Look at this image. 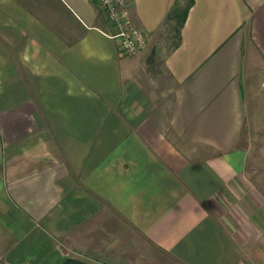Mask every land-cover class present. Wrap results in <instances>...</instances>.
<instances>
[{"label":"crops","instance_id":"1","mask_svg":"<svg viewBox=\"0 0 264 264\" xmlns=\"http://www.w3.org/2000/svg\"><path fill=\"white\" fill-rule=\"evenodd\" d=\"M127 2L133 55L95 0H0V262L264 264V109L253 162L243 85L264 0H192L163 55L187 0Z\"/></svg>","mask_w":264,"mask_h":264},{"label":"rangeland","instance_id":"2","mask_svg":"<svg viewBox=\"0 0 264 264\" xmlns=\"http://www.w3.org/2000/svg\"><path fill=\"white\" fill-rule=\"evenodd\" d=\"M170 26L169 24H165L161 27L158 37L151 42V45L149 44L148 49L151 50V48H154L156 51L159 50L158 53L160 55L168 51L172 42L175 40V33ZM245 61L246 68L243 76V85L247 100H249L250 103L251 112L248 118L249 124H247L245 132L247 137L250 136V134L252 136L249 142L252 143L251 145L254 147L253 162H258L259 159L257 157L256 148H258L260 141L257 135L262 130V125L259 124V121L262 119V112L264 109V66L255 58L251 60L246 58ZM151 67L152 71L149 76L153 82V88L158 93L159 102H161L162 105L161 109L166 110L173 94L171 90L172 82L165 75L163 70L160 69L161 66L158 63H155ZM154 67H156L158 71L155 70ZM157 73H159V75ZM80 260H82L84 264H96L85 258H80Z\"/></svg>","mask_w":264,"mask_h":264},{"label":"built area","instance_id":"3","mask_svg":"<svg viewBox=\"0 0 264 264\" xmlns=\"http://www.w3.org/2000/svg\"><path fill=\"white\" fill-rule=\"evenodd\" d=\"M104 19L113 26L111 36L117 38L119 50L133 55L142 51L148 36L142 28L133 25L128 16L127 0H95Z\"/></svg>","mask_w":264,"mask_h":264},{"label":"trees","instance_id":"4","mask_svg":"<svg viewBox=\"0 0 264 264\" xmlns=\"http://www.w3.org/2000/svg\"><path fill=\"white\" fill-rule=\"evenodd\" d=\"M192 4V0H187L186 4L183 6L175 5L172 10L169 12L168 19H172L173 23L171 24V28L175 33V41L173 42V46H176L179 42V30L182 24L185 21L187 12L189 7ZM0 264H8L5 262H0ZM22 264H31V263H22ZM64 264H84L80 260H76L73 258H67Z\"/></svg>","mask_w":264,"mask_h":264}]
</instances>
